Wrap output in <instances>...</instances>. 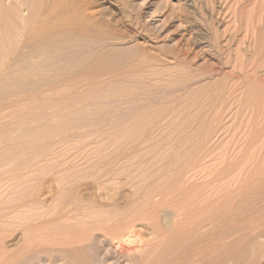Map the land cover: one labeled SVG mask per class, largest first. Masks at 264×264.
I'll use <instances>...</instances> for the list:
<instances>
[{
	"label": "rangeland",
	"instance_id": "rangeland-1",
	"mask_svg": "<svg viewBox=\"0 0 264 264\" xmlns=\"http://www.w3.org/2000/svg\"><path fill=\"white\" fill-rule=\"evenodd\" d=\"M41 1L43 2L38 10L40 12H38L37 22H34L36 25H31L25 34L26 37L21 38V43L11 55V59L9 57L7 65H0V264H149L150 258H155L158 252L163 250V245L158 244L159 247H163L161 250L154 248L157 242L151 246L152 248H146V250L144 247L139 248L136 244L138 249L133 243L131 244L133 248L129 244L124 248L119 246L120 243L117 240L101 234L91 235L83 242L69 245L65 243V237L62 236L58 227L61 220L46 223L42 221L48 215L52 217L57 210L59 199L56 197L59 198L57 195L60 194L61 188H65L67 184L75 180L74 173L89 170L93 165L100 166L99 163L112 162L113 164L112 155L116 157L117 153L122 151L131 152L128 154L129 162L125 160L129 164L130 159H134L131 166L134 162L136 164L134 166H137V161L143 154L145 157L150 155L148 157L157 160L156 163L159 161L163 163L168 159V155L170 157V154L178 148L185 149V144L182 143L184 140L186 144L187 140L190 139L188 142L192 140L191 144L196 139V134H198L197 138L199 136L202 139V135L198 133L201 132L199 129L202 128V122L200 119L193 120V118L196 119L195 111L200 117L205 106V110H210L211 104L216 105L220 99L226 98L233 90L232 86L237 88L235 93L232 92L234 95L230 94L231 98L228 97V111L226 108L228 116L225 120L228 122H226L227 125L231 124L229 127L232 126L236 130L228 132L227 129L225 134L221 135L222 137L215 136L214 141L211 142L216 143L217 140L219 143H216L217 146L220 147L221 144L225 148L223 150L221 147V152L219 148H216L213 152L221 165L224 155L230 156L235 151L236 157L243 156L242 166L240 165L237 170L233 169L232 177L230 176L232 180L234 173H240L234 176L241 180H235L236 177H234L233 183H230L232 181L228 178L224 183L227 185H224L226 187L224 194H229L226 196H231L230 198L234 197L229 202L227 197L225 199L224 212L227 218L225 225H228L227 229L233 228L231 226H240L246 224V221L249 223L250 219V221L255 219V214L261 213L262 209L264 212V144H262L264 143V0ZM49 10L50 13H48ZM86 12L88 15L91 14V18H87L88 22L87 19H82L79 22L81 25H77L71 21L70 27L68 24L70 18L67 20V17L83 16ZM23 14L29 13L24 10ZM65 20L67 24L64 23ZM50 22L57 28H48L52 25ZM38 27L43 28L41 35L39 34L40 37L34 35L33 31ZM48 31L51 34H47ZM24 37L27 38V42L24 41ZM48 47L49 49L54 47L55 50L59 47V51L57 50L59 54L54 58L59 62H55L54 68L46 67L50 59L45 55L39 59L42 57L39 50L43 48V51H48L46 49ZM35 54H38V57ZM60 56L63 58L58 60ZM92 75H97L95 86L82 85L77 90L61 87L64 82L71 83L76 78L89 81L88 78ZM58 83L59 85H56ZM163 89H166L165 93ZM158 92H162L159 100L162 102L150 101L152 106L147 108L148 111L150 113L159 111V107L160 110L167 109L175 100L182 109L181 114L178 113L179 116H183V112L187 111L186 114L189 117H183L189 121L185 122L187 125L190 124L188 127H192L188 128L189 133L186 129L187 125L180 121L183 117L178 120V115L171 126L181 122L180 130L187 133H182L178 129L180 124H176L178 131L170 127L173 134L172 130L164 129L166 133H158L159 135L156 134L157 132L152 133L149 135L151 137L147 138L149 132L145 134L144 129L149 128V131L150 127H155V122H150L146 126L148 128L144 127V129L140 128L142 126L137 122H133L134 125L130 121L124 124L121 122L119 114L128 106L134 105L133 101L131 104L133 97L141 99L142 95H153ZM108 99L110 101H107ZM165 100H171L173 103L167 101L169 103L167 106ZM200 101H203L205 105ZM200 104L204 105L201 107L203 108L201 112L198 110ZM182 107L187 110L184 109V111ZM187 107L192 108L189 112L190 114L194 112L192 115L195 117L188 113ZM66 114L69 116L67 117ZM37 116L43 117L38 119ZM190 116L193 117L192 121ZM194 122L195 126H192ZM166 124L163 127L167 128L169 124ZM132 126L134 130L130 132L129 128ZM194 130L197 131L191 139L190 132ZM141 132L143 137L140 135ZM230 133H234L235 139ZM177 134H179L178 137H176ZM139 135L142 138L138 137ZM182 135H186L187 138L185 136L182 137L183 139L180 138ZM223 136L228 137L225 139ZM254 136H256L255 139ZM259 138H261L260 141ZM148 139L151 141L148 142ZM227 140H231L229 141L231 144L224 143L228 142ZM179 141L183 148L179 145ZM241 141L244 142L245 147ZM144 143L147 145L144 146ZM238 143L242 145L239 146ZM231 145L234 146L233 149ZM227 148L230 154L227 153ZM136 152L141 155V158ZM228 156L225 158L233 159ZM218 159H213L212 162L218 164ZM120 162L118 165L123 166ZM245 162L246 166H244ZM127 163L125 165H128ZM226 165L227 163L224 164ZM239 169L242 171L239 172ZM249 170L251 173L248 172ZM233 188L238 190L232 192ZM125 189L128 192L129 185ZM35 199L38 201L36 202ZM161 210L159 220L163 226L165 224V227L169 228L176 218V212L169 206ZM258 210L260 211L257 212ZM49 216L47 221L51 219ZM256 224L258 222L253 228L256 233L252 230L250 236L247 235L248 237L257 236L256 246L249 244L247 257L257 258L256 264H264V224L257 225L261 230ZM140 228V232L146 234L145 237L153 238L152 230L143 226ZM226 235L223 238V250H227L224 252V257H229L233 251L230 246L238 234ZM135 247L137 249H134ZM194 262L202 264L203 260L199 257V260L196 259Z\"/></svg>",
	"mask_w": 264,
	"mask_h": 264
},
{
	"label": "bare ground",
	"instance_id": "bare-ground-1",
	"mask_svg": "<svg viewBox=\"0 0 264 264\" xmlns=\"http://www.w3.org/2000/svg\"><path fill=\"white\" fill-rule=\"evenodd\" d=\"M41 2H43V1H41V0H0V65H5V64L7 65V61L9 59V57L11 59V55L18 48L19 43H21V38H23V36L26 37L25 34L29 31L30 26L33 25L34 22H37L38 12H40L38 10H40L39 7H41L40 6ZM48 7H50V6H48ZM23 8L29 14H23V11H24ZM50 12L51 11L49 10L48 13H50ZM87 12L83 16L78 15L79 17H77V16L67 17V20L70 18L68 20V24H69V22L72 21L74 24L78 25L82 19L91 18V16H90L91 14L88 15ZM48 13H46V14H48ZM57 19H59V18H57ZM61 19H63V18H61ZM55 22H59V21H55ZM87 22H88V19H87ZM46 23L47 22H45V24ZM64 23L67 24L66 20ZM82 24H83V22H82ZM84 24H86V23H84ZM34 25H36V24H34ZM62 25H64V24H62ZM79 25H81V23ZM51 27L57 28V26H55L53 24L50 25V27H48V28H51ZM61 27H63V26H61ZM68 27L69 26H67V28ZM70 27H71V25H70ZM59 28H60V25H59ZM42 29H43L42 27H41V29L39 27L36 29H33L34 35L35 34L41 35V33L43 32V31H41ZM46 29H47V27H46ZM53 33H55V32H53ZM47 34H51V33L48 31ZM40 35H39V37H40ZM31 37L32 36H30V38ZM26 39L27 38H25L24 41ZM26 42H27V40H26ZM26 42H24V43H26ZM189 44H188V46H190ZM191 47H193V46H191ZM36 48H37V46H36ZM42 49L43 48H41V50L38 49L39 53L41 54L40 56L45 55L48 59H50V61L47 59L48 63L43 61L47 64L46 67L47 68H54V66L56 65L55 62L57 61V60L55 61L54 58L57 54H59V52H58L59 47L57 49L58 51L55 50L54 47H53V49L52 48L49 49V47L46 48L48 51H43ZM33 50H34V48H33ZM61 52H60V54H61ZM70 52H72V51H70ZM31 56L33 57L34 55H31ZM63 57H64V54H63ZM63 57H61V56L58 57V60H61V58H63ZM42 58H43V56L39 59H42ZM58 62L59 61H57V63ZM123 74H124V72H123ZM89 75H91V73ZM96 76H93V75L91 77L89 76L90 77V78H88V79H90L89 81H87L86 79H82V78H76L71 83L70 82L69 83L64 82L62 85L60 83V85L63 88H67V87L68 88L70 87V89L76 88L75 90H77V88L82 86V85L83 86H85V85L93 86L94 84L96 85V81H97V79L95 78ZM85 77H86V75H85ZM113 79H114V77H113ZM56 85H59V83ZM163 87H165V86H163ZM231 88H233V90L230 91L231 92L230 94H232V92L235 93L237 87L234 88L232 86ZM165 90L166 89H163L162 91H164V93H165ZM161 93L162 92H158L157 94H153V95H150V94L149 95H142L143 97L141 96L142 97L141 99L140 98L137 99V97H133L134 99L135 98L137 99V100L135 99L136 100L135 101L132 98L131 104H133L132 103V101H133L134 105H130L126 109L124 108L125 109L124 112L120 111V112H122L121 114H119V116L121 117V118L119 117L121 119V122H123V124L128 122V121H130L131 123L137 122L142 126L140 128H143V129L150 122L151 123L155 122V124H154L155 127L153 126L154 129H153V127L152 128L150 127V130L148 131L149 128L146 127V128H148V129H144V131H146V132L142 131L143 129H141V131L144 132L145 134H148V132H149V134L146 136L147 138L152 133L157 132L156 134L159 135L158 133H164L166 129L172 130V128H170V127H173L174 131L177 130L178 126L176 124H178V123H176L175 125H172V126H171V124L173 122H175L178 113H180V111H182V109H180L179 103L175 102L174 99H173L174 103L171 100H167L168 102L170 101L169 103H171V102L173 103V104L171 103L172 104L171 106L165 100L167 102L166 105L169 104V107L167 109L164 108V110L163 109L160 110V107H159V111H156V112L151 111V113L147 109L149 107L151 108V106H152L150 101H152V103H153V100H154V102L155 101L158 102L160 100V98L162 96ZM169 93H171V92H169ZM218 93H220V92H218ZM171 95L173 96V94H171ZM229 95L228 96L226 95L227 96L226 98L221 97L223 100L218 99L219 102H217L216 105H214V104L212 105L210 103L212 106L211 107L209 104V106L212 108V109L210 108V110H207V109L205 110V108H206V106H205V108H204L205 111L202 110L200 117L198 116L199 113L195 111L196 119H194L193 117H195V116L192 115V114H194V112H193L194 110L192 111L193 113L190 114L191 112H189V110H191L192 108L189 109L187 107L188 113L193 116V117L190 116L191 117L190 121H192V118H193V120H195V121L200 119V121L202 122L201 123L203 125V126L201 125L202 128L201 129L198 128L201 132H198V133H199V135L201 134L202 135L201 137H203V138L200 139L199 136L197 138L196 136L198 134H196V136H195L196 141L193 140V143L190 144V142H192V140L190 142H188L190 139L187 140V144H189V147H187V144L184 143V141H185L184 140L182 143H183V145L185 144V149L181 150L180 148H178V149L176 148L177 151H175V149H174L175 152H173V151H172L173 153L170 152L171 153V154L169 153L170 157L168 155V159L166 157L165 159H167V160L165 162L161 163V161H159L156 163L157 160H155L154 158L152 160L151 157H150L151 159L148 157L150 155H147L145 157L143 154V156L141 158V155L136 152V154L140 155L139 157L141 159H139L137 161L138 162L137 166H134V165H136L135 162L132 163V165L133 164L134 165L131 166V162L135 161L134 159L133 160L130 159L131 162L129 164L127 163V162H129L128 161L129 160L128 154H130L131 152L128 153L127 151H122L120 153L118 152L116 157L112 155L113 164L118 165L119 162L121 161L123 163V166L118 165L121 167H118V166L116 167L115 165L112 164V162L110 164L105 162L106 164L99 163L100 166L95 165L96 167L92 164L93 166H90L91 168H89V170L86 169L87 171L86 170L83 172L77 171L79 173H74L73 175L76 174L75 180L72 183L70 182L71 184H67L68 186L66 185L65 188H63V189L61 188L62 191L60 190L59 191L60 194L57 195V196H59V198L56 197V199H59L58 205H57L58 206L57 210H55L56 212L54 211V214L52 213L53 214L52 217H50L48 215L49 219L51 218L49 221H47L48 220L47 219L48 216H47L45 218V220L42 222L46 223V222H51V221H55V220L56 221L61 220L58 227L60 228L62 236L65 237V243L69 244V245H71L72 243H75V242L76 243L80 242V241L83 242V240H85V239L87 240V238L90 237L91 235H96V234H101L104 237H110L111 239L117 240V242L120 243L119 246H122L124 248L126 246H128V244H129V246L132 247L133 245H131V244L133 243L134 245L137 244L139 248L144 247L146 250V248L147 249L152 248L151 246H153V244L155 242H157V243H155L156 246H154V248L156 247L155 249L161 250L163 247L162 246H161L162 248L159 247L160 245H158V244L163 245L164 246L163 250H161L160 253L158 252V254L155 258H150L151 262L148 261L149 264H193L194 260L195 261H196V259L199 260V257L201 260H203L202 264H230V263L231 264H256L257 258L250 259L249 257H247V255H248V250L250 248L249 244H251V245L255 244L254 246H256L255 239L257 238V236L256 237H248L247 235L251 234L252 230L255 231V229H253L255 226V223L258 222V224H261V225L264 224L263 209L261 210V213L255 214L256 215L255 219L252 218L253 219L252 221H250L251 220L250 219L249 223H248V221H246L247 222L246 224H243L244 223L243 222V223H241L243 225L235 226V227L231 226L233 228L229 227L227 229L228 225L227 226L225 225V219H227V218L225 216V212H224L225 207L224 206L226 203L225 202L226 201L225 199L227 197L226 195H229V194H226V195L224 194L225 193L224 188H226L224 186L226 184H224V183H225V180L228 178L230 179V181H232L230 183H233L234 177H236L235 180L238 179L237 176H234V175L240 174V173H238V171L240 170L239 172H241L242 169H239L237 171L238 174L234 173L232 180H231V177H232L231 175L233 174V172H232V171H234L233 169L237 170L240 165L242 166V161H243L242 157L243 156L241 158L239 156L236 157L234 155L235 151L233 150L234 152L231 154L232 156L231 155L230 156L224 155L223 159L221 160L222 161L221 163L223 165V167H222L219 159L214 156L213 152H215L214 150L216 148L217 149L219 148V150H220V148L223 145L221 146V144H220L219 145L220 147H218L217 145L219 143L217 140H216V143H218V144L211 143L215 136L219 135V137H220L221 135H224L225 130L228 129V132L231 130H233L231 132H234V129L236 130V128H233L232 126L229 127V125H231V124L227 125L228 122L225 120L228 116L227 115V111H228V107H227L228 101L227 100H228ZM233 95L234 94H232V96ZM163 97L165 99V95H163ZM115 98H117V97H115ZM177 98H179V97H177ZM177 98H175V99H177ZM217 98H219V97H217ZM229 98H231V96ZM75 100H76V98H75ZM65 101H66V99H65ZM107 101H110V100L108 99ZM179 101H181V100H179ZM111 102H113V101H111ZM114 102H116V101H114ZM125 102H126V100H125ZM161 102H162V100H161ZM201 102L203 103V101H200V103ZM135 103H136V105H135ZM197 104L199 105L198 102H197ZM203 104L205 105V103H203ZM64 106H65V103H64ZM203 106L201 105L200 109L198 108V110H200V112H201V109H203V108H201ZM196 107H197V105H196ZM196 107H194V108H196ZM182 108H183V110L185 109V107H182ZM226 108H227V111H226ZM185 110H187V109H185ZM153 111H154V109H153ZM112 112H114V111H112ZM66 113H67V111H66ZM186 113H187V111H186ZM186 113L183 112L184 117L188 116ZM40 116L39 117L37 116L38 119L43 117V116L42 117H40ZM68 116L69 115H67V117ZM183 116L182 115L179 116L178 120H180L181 119L180 117H183ZM184 117H183L184 121L183 120H180V121H182V123L184 122V125H185L186 124L185 122L188 123L189 121ZM185 119L187 121H185ZM164 121L165 122L169 121V123H167L169 125L166 126L167 128L163 127L166 124ZM163 123H165V124L163 125ZM123 124H122V126H123ZM179 124H180V126L178 129L180 130V128L182 127L181 122H179ZM133 125H134V123H133ZM188 125H190V124H188ZM188 125L186 128L187 131L189 128ZM129 126H130V124H129ZM192 126H195V122L193 123ZM237 127L239 128V126H237ZM258 127H259V125H258ZM119 128L121 129L122 127L120 126ZM131 128H133V129H131ZM131 128H129L130 132L132 130H134L133 126ZM191 128L192 127H190L189 129H191ZM116 129H117V127H116ZM125 129H126V127H125ZM173 130H172V134H173ZM51 131H53V130H51ZM56 131H58V130H56ZM121 131H124V130H121ZM135 131H136V129H135ZM183 131H185V130H183ZM187 131H185V132L187 133ZM196 131L194 130V132L193 131H191L192 133L190 132V138L191 139L194 138V135H195L194 133H196ZM117 132H119V131H117ZM142 132L140 135H142ZM168 132H170V131H168ZM176 132H174V133H176ZM185 132H182V133H185ZM39 133H41V132H39ZM124 133H122V134H124ZM188 133H189V131H188ZM179 134H177L176 137H178ZM140 135L138 137L142 138L143 135H142V137ZM161 135L162 134H160V136ZM186 135H184L185 138H187V136L189 134L187 136ZM231 135L234 138V133ZM184 136L182 135V136H180V138H182V137L184 138ZM258 136H259V134H258ZM227 137L228 136H226V137L223 136V138H225V139H227ZM255 137L256 136H254V139H255ZM43 138H45V137L43 136ZM134 139H136V138H134ZM151 139H150V141H151ZM197 139H199V141H197ZM225 139H223V141H225ZM260 139L261 138H259V141H260ZM160 140H162V139H160ZM150 141L148 139V142H150ZM221 141H222V139H221ZM229 141H231V140H229ZM229 141L224 142V143L231 144ZM241 142H243V141H241ZM179 143H180L179 145L181 146V148H183L182 147L183 145H181V141H179ZM262 144H264V143H262ZM112 145H114V144H112ZM146 145L147 144H145L144 146H146ZM232 145H234V144L232 143ZM241 145L242 144H239V146H241ZM120 146H121V144H120ZM122 146H123V144H122ZM126 146H129V145H126ZM239 146H238V148H239ZM246 146H247V143H246ZM176 147H178V145ZM233 147L234 146H232V149H233ZM243 147H245L244 142H243ZM257 147H258V145H257ZM261 147H262V145H261ZM229 148L231 149L230 146H229ZM221 149L224 150L225 148L222 147ZM235 149H236V147H235ZM129 150H130V148H129ZM96 151H98V150H96ZM139 151H141V150H139ZM146 151H148V149ZM146 151H145V153H146ZM221 151L222 150H220V152ZM226 151L228 154H230L228 152L229 149ZM244 151H245V149H244ZM256 151H258V150H256ZM250 152H251V150H250ZM250 152H249V154L252 153V152L251 153ZM148 153H150V152H148ZM218 153H219V151H218ZM162 154H163V152H162ZM166 154H167V152H166ZM224 154H225V152H224ZM212 155H213V157H211ZM225 156L232 157L233 159H230V158L226 159ZM256 156H258L257 153H256ZM159 159H160V157H159ZM213 159H215V160L218 159L217 160L218 164L216 162H215L216 164L213 163L212 162ZM125 160H127V162ZM244 160L246 161V159H244ZM251 160H252V158H251ZM123 161L126 162L129 166L125 165L126 163L124 164ZM121 162H120V164H122ZM223 163L224 164L227 163V165L224 166ZM95 164H97V162ZM254 164L256 166V163H254ZM260 164H262V163H260ZM124 165L126 167L127 166L128 167L126 168ZM246 165H247V163L245 162L244 166H246ZM260 166L258 167V171L260 170L259 169ZM130 167H132V168H130ZM245 170L247 171L248 169L246 168ZM256 170H257V166H256ZM248 172L251 173L250 170ZM250 173H248V174H250ZM252 175H253V173H252ZM70 176H71V174H70ZM242 176H244V175H242ZM242 176H241V178H242ZM249 177H251V176H249ZM245 180H247V179H245ZM227 181H226V183H227ZM236 182H238V181H236ZM228 183H229V181H228ZM62 184H63V182H62ZM127 185H129L128 192H127V189H125ZM228 185H230V184H228ZM259 188H261V187H259ZM113 189H115V190H113ZM236 190H238V188L234 189L233 191L231 190V191L235 192ZM28 191H30V190H28ZM88 191H91V192L89 193ZM226 191H227V189H226ZM232 192H230V194H232ZM241 192L243 194V191H241ZM241 192H240V194H241ZM31 193H32V191H31ZM50 193H52V192H50ZM33 195H35V194H33ZM230 197H227L228 202L231 201L230 199H232V198L234 199V197H232V198H230ZM257 197H258V195H257ZM246 198H247V196H246ZM35 200H36V202L38 201L37 199H35ZM249 201H251V200H249ZM256 202H254V203H256ZM232 203H233V201H232ZM166 206H169L170 208H174V211L176 212V214H175L176 218L171 217V218H175V219H174V221H172L173 222L172 225H170V226L168 225L169 228L165 227V224L163 226L159 220V217H160L159 215L162 211L161 208L166 207ZM247 208H248V206H247ZM168 210H171V209H168ZM259 211L260 210H258L257 212H259ZM30 212H31V210H30ZM254 213H256V212H254ZM251 215H252V213H251ZM258 224H256V226ZM50 226H51V224H50ZM142 226L144 228L146 227V228H149L150 230H152L151 232L154 235L153 238H147V237H145L146 234H142V231L140 232V229H141L140 227H142ZM55 227H57V226H55ZM52 228H54V227H52ZM257 228H258V226H257ZM258 229H260V228H258ZM252 233H254V232H252ZM255 233H256V231H255ZM226 234H231V235L238 234V236H235L236 239L234 240L233 244L230 246V249H232L233 251L231 250L232 253L229 257H224L225 256L224 252H226L227 250L226 251L223 250L224 249L223 248V238H224V236H227ZM257 234H259V232ZM260 235H261V233H260ZM38 237L39 236H37V238ZM64 237H63V239H64ZM41 240H43V239H41ZM137 245H136V247H137ZM226 246H227V244H226ZM136 247L134 249L138 248V247L137 248ZM140 250H142V249H140ZM160 250H158V251H160ZM143 251H144V249H143ZM231 251H229V252H231ZM148 253H150V252H148ZM227 254L229 255L230 253H227ZM227 254H226V256H228ZM149 256H150V254H149ZM146 257H144V258H146ZM194 264H196V262H194Z\"/></svg>",
	"mask_w": 264,
	"mask_h": 264
}]
</instances>
